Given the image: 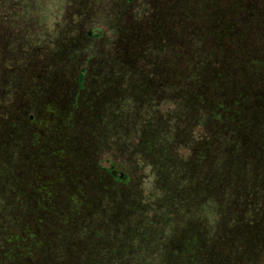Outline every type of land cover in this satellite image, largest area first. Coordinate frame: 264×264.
<instances>
[{"label": "rangeland", "instance_id": "obj_1", "mask_svg": "<svg viewBox=\"0 0 264 264\" xmlns=\"http://www.w3.org/2000/svg\"><path fill=\"white\" fill-rule=\"evenodd\" d=\"M257 1L247 3L262 7L264 15V0L262 6ZM216 3L0 0V264H85L88 257L96 258L90 264H211L214 257L220 258L218 264H264V247L255 243L256 238L264 243V154L244 149L237 162L239 147L228 146L230 153L223 148L216 165H198L211 134L204 114L218 95L209 87L200 90L199 80L187 84L184 79L191 66L215 77L218 60L213 55L228 48L215 27ZM249 9L251 21L255 14ZM244 27L263 30V39L246 44L259 58L240 68L235 52L244 46L229 43L235 60L229 61L226 74L240 68L246 76L229 79L232 90L220 96L231 101L240 92L264 104V21ZM97 30L102 39L91 40ZM124 42L131 50L123 49L118 57L125 70L113 63ZM132 61L134 68L149 73L154 65L163 74L155 96L165 101L151 96L150 107H158L145 119L126 99L140 79L128 70ZM52 64L50 80L46 72ZM83 65L87 69L80 85ZM109 71L114 76L104 75ZM92 74L99 77L92 80L100 83L97 91L88 88ZM50 81L52 87L56 83L58 101L34 106L43 98L41 84ZM63 88L74 89V99L67 94L63 101ZM188 93L192 111L184 102ZM233 106L225 109L239 126L247 110ZM28 109L33 124H26ZM159 115L171 122L165 141L148 122ZM84 146L91 156L85 157ZM135 150L143 158L134 156ZM108 159L130 178L122 192L113 193L96 168L99 160ZM206 173L227 187L224 194L217 193L219 203L227 195L229 205L220 215L205 209ZM179 241L189 242L184 259L172 256L178 254L174 248Z\"/></svg>", "mask_w": 264, "mask_h": 264}, {"label": "trees", "instance_id": "obj_2", "mask_svg": "<svg viewBox=\"0 0 264 264\" xmlns=\"http://www.w3.org/2000/svg\"><path fill=\"white\" fill-rule=\"evenodd\" d=\"M42 2H45L46 0H41ZM56 0H53V3ZM257 1V0H256ZM50 2L52 3V0H50ZM258 5L262 6L261 0L257 1ZM217 8H216V21L215 23L217 24L215 27L218 28V33H219V39H220V43L221 44H225V46H227L228 48H223L222 52L218 51L215 55H213V57L215 56L216 59L218 60V66L216 67V71L215 73L216 76L213 77L212 74L209 73H205L203 70H195V68L193 66H191L188 70L187 73L185 75V79L184 81L187 84H191L193 81L195 80H199L201 88H208L211 92H213L215 95H218V98L216 97L214 102H212L209 106L206 107V112L204 114V125L206 126V131L207 132H211V134L209 135L208 139L206 140L208 142L206 146L204 145V148L201 150L202 154L201 157L199 159L198 165L200 166H204L207 164H214L216 165V162H218L219 159V154L221 153V151L224 149L228 150L230 153V147L228 146H235L236 148L239 147V151H236L235 154V160L238 162L239 160L244 158V155H242V151L245 149L246 150H253L254 154H258V157H262V155L264 154V104L262 101H259V103H257L258 98L256 96L251 95L250 97H248L249 94H244V93H240V92H235V97L233 99H231V101H229L227 98H223L222 96H220L221 93L224 92H230L232 89L230 87L231 85V81L229 82V84H227V82L229 81V79L234 78V79H243L246 74H245V70H241L240 68L245 67L248 65L249 62H251L253 59L255 58H259L257 56H255L252 53H249V50L251 49V47H248V45L246 46V44L251 41H255L257 42L258 39H263V35L261 34V32L263 33V30H256L257 27L254 26V29H248L246 27H244L245 24L249 23L250 27L254 25V21H264V15L262 12V7L261 8H257V6H254L251 3H247V0H217ZM249 6H251L253 8V12H254V16H252L251 21L247 18L248 15L250 14V9ZM257 8L259 12H256L255 9ZM251 15V14H250ZM118 27V23L115 24ZM260 28V27H259ZM96 32H100L99 30L97 31H93L89 32L92 33L90 34V38L91 40H99L102 39V35L101 34H96ZM126 33V32H125ZM260 34V35H259ZM232 41H236L238 42L237 44L241 43L244 46V50L243 47L240 50H236L235 54L238 56V60L239 62V67L237 71H235L233 74H226L228 71V68L230 67V63L234 62V56L232 57L231 55V49L229 47V43H231ZM58 43V42H57ZM252 44V43H250ZM130 44L126 42H124V46L122 44V48L121 50L117 51L115 53L114 56V60L113 63L116 64L117 66H119L121 69L124 68V70L126 69L124 67L125 63L123 62V60H119L118 57L120 55V53L122 52L123 49H127L129 51ZM259 50H262L261 48H259ZM228 53V54H227ZM60 55H58L53 64L56 62V60L59 58ZM93 59L89 58L87 61L88 63L91 62ZM99 60V59H98ZM97 60V61H98ZM145 62V61H143ZM151 62V61H150ZM248 62V63H247ZM121 63V64H118ZM135 61H132L131 64L128 67V70H130V72L138 75L139 82L133 86L132 89V93L128 96L127 102L131 103L134 107L135 113L139 116L140 119H145L148 114L150 113L149 110L152 109H156L155 107H158L157 104H155V106L150 107L151 105H149L150 101H152V97H154L156 95V92L159 89H156L157 84H161L163 83V78L162 75L159 71L156 72L154 65H153V69L151 72H146L141 66H136V68H134L135 66ZM152 64H154L153 62H151ZM150 63V65H151ZM252 63V62H251ZM53 64L50 65V68H48L46 74L50 76V80L52 78V70L51 68L53 67ZM254 64V63H252ZM210 65V63H209ZM208 65V66H209ZM242 65V66H241ZM207 66V68H208ZM86 66H82L81 71L78 70V73L80 76L77 80L79 81L80 85H82L83 80H84V76L83 74H85ZM258 68V66H256ZM206 70V69H204ZM208 70V69H207ZM206 70V72H207ZM233 70V68H232ZM231 70V71H232ZM247 72H250L249 69H246ZM127 72L124 71V74ZM119 75H123V71H120L118 73ZM251 74V72L249 73ZM98 74H92V77H90V81L91 84L89 85V89L92 90H96L95 86H98L100 83L97 84H93L92 80L99 78L97 76ZM104 75L106 76H114L113 73L111 71H109V73H104ZM37 76V75H36ZM144 76V77H142ZM39 78V76H37ZM126 79V78H125ZM66 80V77H65ZM64 80V81H65ZM122 78L120 77L119 81H121ZM63 82V81H61ZM60 82V83H61ZM184 82V83H185ZM37 83V82H36ZM51 81L48 85L46 84H41L42 86H40V89L38 90V94H41V96L43 98L39 99L37 102H34V106L36 107H40V104H42L43 102H49L50 104H56V102L58 101V98L56 101H54L56 99V97L54 96L57 89H56V83L54 84V86H50ZM190 85H188L189 87ZM165 87H162L161 89H164ZM64 90V98L62 99L67 100L66 98L70 95V97L73 98V91L74 89H66L63 88ZM97 91V90H96ZM134 91V93H133ZM150 91H154V94L149 93ZM55 92V93H54ZM69 94V95H67ZM93 94V92H92ZM57 95V94H56ZM72 95V96H71ZM152 96V97H151ZM186 98H184V102H187L190 107H191V111L192 108H194L195 104H192L191 102V93H188L186 96ZM155 100L157 102H163L165 101V98H163L162 96L160 97H154ZM74 99V98H73ZM102 99V97H101ZM126 99H124V101H126ZM62 100H59L58 102V106L61 108L63 107L62 104ZM104 100H107L106 98ZM131 100V102L129 101ZM226 102V106H224V104L222 103V101ZM171 101V100H170ZM217 101L219 102L217 104ZM223 101V102H224ZM69 102L71 103V100H69ZM239 102L242 103V106L237 107V105L239 104ZM70 104L67 105V107ZM88 105V109H92L91 107H93V103L91 101L87 102ZM233 106L234 110H247L246 114L247 117H242V121L240 122V125L238 126L237 123L238 121L235 119V117L233 116H229V106ZM229 107V109H225V107ZM66 107V108H67ZM27 111V109H26ZM147 111V112H146ZM144 112H146L145 115H142ZM219 115H216V114ZM222 115H224L225 117H221ZM25 116L28 118L27 121L29 123L26 124H33V121L35 120L34 116H32V111L28 109V112L25 113ZM164 116V115H163ZM236 116H237V112H236ZM105 116H102V120ZM196 116H193V118H195ZM221 117V118H220ZM223 120L221 122L220 125H216L217 124V120ZM104 121V120H103ZM109 122V120H108ZM149 125L150 127H156L155 129L159 131V135L165 140H167L168 138V129H169V125H170V120L163 122L161 119V116L159 115L156 118H151L148 119ZM105 124H108L107 122H104ZM212 125L214 127L211 128V130L208 129V125ZM145 127V124H143ZM30 130L33 127L32 125H30ZM236 135V138L234 139V141L230 140L231 138H233ZM138 147H141V145H138ZM24 148V146H23ZM83 154L85 155V157H89L91 156V154L88 152L89 149H87L85 146L83 148ZM97 152V151H94ZM222 154V153H221ZM138 158H143V156H140L139 154H137L136 150H135V154L134 156H136ZM53 156H54V152H53ZM197 158V155H196ZM264 159V157H263ZM108 163L106 166L107 167H103L102 163ZM104 162L102 161H98V163L96 164V168L98 171H102L103 174L108 178L107 180V185H110L108 187L113 188V193H116V191L120 190V192H122L121 188L127 187L129 185V181L130 178L128 176V174H126L124 172V170L122 169V167L115 162L114 160L108 159L105 160ZM94 169L95 166L94 164H92ZM150 171H153V169L151 168ZM213 174V173H212ZM222 180L220 177H215L214 175H208L207 173L204 176V183H203V198H204V203H205V209L209 210L212 209L214 210V214L215 215H220V210L223 207H228V198L227 195H223L221 198V204L218 201V197H217V193H221L224 194V192L227 190V187H225V184H221ZM203 202V201H202ZM264 202V201H263ZM215 206V207H214ZM217 209L218 212L215 210ZM222 211V210H221ZM256 229V228H255ZM262 232V231H261ZM261 232L257 231L255 234L256 236H261ZM262 237V236H261ZM250 237H248V241H250ZM257 242H259V246L260 248L263 246L264 247V243L261 244L260 242V238H256ZM253 241V240H252ZM189 242L186 241H179L178 244H176L175 248L176 249V253H178L177 255H172L174 257V259L180 258V259H184L188 254L183 253L182 251H184V247H186V245H188ZM182 252V253H181ZM179 255V256H178ZM211 261V264H218V262L220 261V258H216ZM115 259V257H113V260ZM96 258L94 257H88L87 261L85 264H90L92 261H95Z\"/></svg>", "mask_w": 264, "mask_h": 264}]
</instances>
